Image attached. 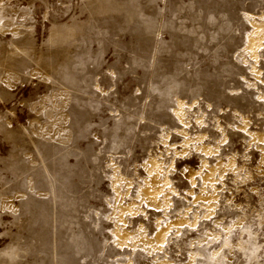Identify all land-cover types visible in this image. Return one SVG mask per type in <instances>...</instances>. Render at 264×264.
<instances>
[{
    "label": "rangeland",
    "instance_id": "1",
    "mask_svg": "<svg viewBox=\"0 0 264 264\" xmlns=\"http://www.w3.org/2000/svg\"><path fill=\"white\" fill-rule=\"evenodd\" d=\"M263 13L264 0H0V264H249L247 226L264 264L262 152L239 132L243 119L264 132V81L246 62L249 14ZM259 68L264 79V51ZM203 143L211 165L244 166L217 175L209 220L201 174L188 177ZM151 158L172 169L169 206L146 202ZM186 211L197 226L176 223Z\"/></svg>",
    "mask_w": 264,
    "mask_h": 264
},
{
    "label": "bare ground",
    "instance_id": "2",
    "mask_svg": "<svg viewBox=\"0 0 264 264\" xmlns=\"http://www.w3.org/2000/svg\"><path fill=\"white\" fill-rule=\"evenodd\" d=\"M249 16L252 17V25L254 26V31H252L249 35L248 47L246 49V52L249 54L252 60L249 59L246 62H249V61L252 62L253 64L252 70H254L258 79L260 78L261 81H264L263 77L261 76V70L259 68V64L261 63V53H263L264 51V13L260 15H256V16L249 14ZM261 99L264 101V95L261 96ZM178 102H179V109L175 110V114L178 117V119L181 121L182 125H186V120H185L186 112L184 111V106H186L185 102L183 100H179ZM192 106L194 107V104L191 105V107ZM243 122L244 124L240 125L239 132L244 133V134L246 133V135L244 136H250L252 140L254 139V142L257 144L259 151L262 152V159L259 163L258 168H259V176L264 177V132L253 131L252 127L249 126L250 125L249 121L246 119H243ZM181 133L187 139L184 145H189L192 142V140L190 139V136L188 135V131L182 130ZM205 137L206 135L201 134V136H198V140H201V142H204ZM250 145L251 146L253 145V141L249 144V146ZM253 148L254 146L251 147V149ZM201 153L202 155H204L203 160H202L201 171L199 172L190 171L188 174V177L192 180L193 184H195L196 177L200 174H201L202 179L204 180V181L202 180V182H204L203 184L204 186L201 185L202 186L201 194L198 196L197 202L201 201V203H204V207H206V210H207V213L205 214V216L207 217L206 219L209 220V219H212L213 216H215L214 211H216L218 203L220 202V197H219L220 190L216 186V182L218 180L217 175L219 174L220 177L224 179L225 173L227 171V168H226L227 165H229L230 168H232L234 171H237V172L240 171L241 169L243 170L242 167L244 166L241 167L238 165L236 157L230 158V161L227 164L222 161L223 160L222 158H220L218 161V164L214 166L211 165L209 158L213 157L216 154H214V151L212 150L210 146L204 145V143L201 146ZM148 165L150 166L148 167ZM148 165H146V167L148 168L151 181L148 183V186L146 187L144 191L147 204L150 207L160 208L162 207V202L160 201V198L164 197V201H166L167 206H169L171 202V195L173 192H176V190L172 188L173 185H172V181L170 179V174H169V172L172 169H170V171L168 172V169L164 166V164L155 158H151L150 164ZM170 166L171 168L175 167V162L170 164ZM251 169H248L250 170L247 172L248 178L255 177L254 173L251 172ZM162 175H163V178H161ZM124 179L125 178L123 176L116 177L115 179L114 188L117 191L119 196L122 195V193L118 189L117 185L122 184ZM128 183L129 184L127 187H128V191H130V189L132 188L133 182L130 181ZM209 183L211 185L210 187H212V190L210 193L208 190ZM167 189L169 190L166 191ZM190 192L193 193L194 191L191 190ZM252 193H255L258 196H261V198H263L261 189L258 187H253ZM120 206H121L120 207L121 213L119 214V220L125 224L127 223V219H128L127 215L129 214L134 215L139 212V209H138L139 207L135 202H133L131 205H123L122 203H120ZM188 211L184 212L185 215H183L182 218H180L176 222L180 224V227L184 225H191V226L198 225L199 219L197 218V215L194 221L187 219L186 214H188ZM240 224H242V221H240ZM170 228H171L170 226L164 227L154 239H149L147 244L149 245L151 252L153 251V249H157V248L162 249L163 246L167 243V236L170 232ZM115 233L119 237V244L121 247L133 245V249L136 250V247L138 244H131L129 242L131 238V233L129 231L127 230L122 231L121 228L117 227ZM243 234H244L243 239H246V240L240 241L238 243V248L248 251L249 264H253V261L258 259V253L261 248V246L258 244V236H257V233H255L248 226L244 228ZM156 244H158V247ZM216 255H218V253H216ZM158 262H159L158 264H170L168 260H165V261L158 260ZM192 263H193V257H192L190 264Z\"/></svg>",
    "mask_w": 264,
    "mask_h": 264
}]
</instances>
